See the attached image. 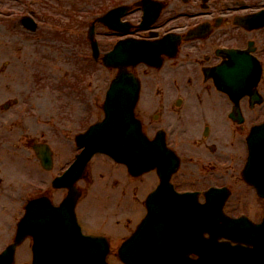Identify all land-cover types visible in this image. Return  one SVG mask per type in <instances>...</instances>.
I'll list each match as a JSON object with an SVG mask.
<instances>
[{
	"label": "flooded vegetation",
	"instance_id": "af4514ba",
	"mask_svg": "<svg viewBox=\"0 0 264 264\" xmlns=\"http://www.w3.org/2000/svg\"><path fill=\"white\" fill-rule=\"evenodd\" d=\"M188 1L171 0V5L177 6L178 9H172L161 15L168 18L166 22L175 20V23L163 32L183 33L203 23L212 27L210 33L203 37L206 26L200 32L199 37L201 38L184 43L177 58L166 61L167 69L170 71L166 75L177 76L179 61L188 62L189 55L195 54H200V57L195 59L200 65V70L187 67L188 89L176 92V89L181 86L177 83L176 89L169 87L150 90L144 98L142 110L143 114L148 115L143 116V118L149 123H144L143 119L142 121L145 130L148 131L149 129L152 132H156L162 127L150 124L153 121L163 122L165 119V123L169 125L173 123H176L177 126L185 125L190 130V135L198 137L193 143L197 151H194L192 155L206 157L208 154L217 157L223 153L222 140L218 142L220 135L216 132L211 133L210 128L214 125L213 123L221 124L220 115L224 109L232 107V103L226 96L217 93L212 88L211 83L206 81L209 80L207 78L209 76L205 72L220 63L221 58L217 55V49L222 45L244 50L248 53L247 55L255 56L264 70V25L258 22L253 26L248 23L241 24L238 21L239 17L264 12V0H198L199 8L196 9L194 5H191L190 8L183 9ZM192 1L195 2L196 0ZM183 17L188 19L186 24L182 20ZM164 26L165 23H162L158 27ZM260 87L261 83L259 82L257 90L263 98L261 102L263 105L264 94L261 93ZM175 92L176 94H184L183 99L181 100L179 96H176L173 101ZM239 106L243 115L253 113L259 107L256 105V101L254 103L249 97L241 98ZM148 109L151 110V113H148ZM235 124L236 131H239L240 134L248 128L245 117L242 124ZM228 144L230 148L236 146L232 140ZM190 159L194 160L195 158L190 156ZM201 167L206 168L205 165H201ZM213 169V163H210L207 170Z\"/></svg>",
	"mask_w": 264,
	"mask_h": 264
},
{
	"label": "water",
	"instance_id": "95a60500",
	"mask_svg": "<svg viewBox=\"0 0 264 264\" xmlns=\"http://www.w3.org/2000/svg\"><path fill=\"white\" fill-rule=\"evenodd\" d=\"M115 65L119 66L121 70L113 80L107 94L104 105L105 120L89 131V138L95 141L90 140L87 143L85 154L88 156L97 150L118 156L115 154L118 151V145L121 149L125 146L131 148L146 146L145 140L138 133L133 121L132 110L137 98L136 80L122 70L123 64ZM125 130H131L133 133L125 137V143L119 144ZM256 161V152H254L251 160L254 168ZM163 183L166 184V179L163 180ZM256 185L259 189L261 187V193L264 194L262 183L259 182ZM74 203L75 198H72V194L66 198L64 206L62 205L63 207L60 209H52L47 200L42 201L35 205L33 221L29 222L30 218L27 224L18 230L15 244H18L26 234H31L34 237V264H105L106 247L102 241L81 236L72 216ZM46 211H48V218L39 223L43 220L39 216H44ZM154 223L152 217L148 218L142 235L137 236L123 249V259L127 263L172 264L174 258L171 257L172 254L167 253L169 248L164 245L165 241L156 243L149 239L151 226ZM212 242L206 243L204 255L203 250L201 252L198 249L195 250L200 255L199 261L190 262L186 257H183L175 264H203L204 259L206 264H210V260L217 261V257L222 254V251ZM15 244L11 245L0 257V264H11ZM153 246L155 248L150 252ZM145 252L148 255L144 256ZM259 252L262 254V264H264V247ZM256 259L255 251L250 252L245 256L243 264H257Z\"/></svg>",
	"mask_w": 264,
	"mask_h": 264
},
{
	"label": "rangeland",
	"instance_id": "374dc122",
	"mask_svg": "<svg viewBox=\"0 0 264 264\" xmlns=\"http://www.w3.org/2000/svg\"><path fill=\"white\" fill-rule=\"evenodd\" d=\"M56 2H57V0H53V1L51 0V4L50 5H42L40 7L42 8L43 11H49L51 13L59 12L58 11L59 8H58ZM103 2H104V4L107 3V2H109V5L112 4V2L109 1V0L103 1ZM89 3H92L93 4V9H95V7L97 8V6L102 3V1H100V0H89ZM64 6H65V4H64ZM64 6L62 7V9H64ZM85 7H86V5H85ZM2 14H4V13H0V61L10 60L11 64H10V67L7 70L6 73L10 74L12 76H20L21 77V76H23L24 72H27V71L30 72V71L33 70V68L36 69V67H37L36 63L38 61V53L40 51L36 50L35 46H32V47L29 46L31 44L30 39L33 38V37L29 36L28 34H27L28 35L27 36L24 31L20 30L18 23H16V31L17 32H13V34H15L16 37H15V39L12 38L11 32H12V30L14 28H11V26H10L11 23L7 22V20H6V19L10 18V15L6 14V15H8V16H6V15H2ZM49 28H51V27H49ZM40 32L41 31L39 29L38 33H40ZM27 42H29V43H27ZM39 68L40 69H38V73H40V72L43 73V75L45 77H47V73L50 72L49 69H52V71L54 73L61 74V71H59L56 68V66L53 69V65H50L48 67L46 66V69L44 68L43 65H41ZM95 69H97V67H95ZM98 76H99L98 83H99V85H101V82H103L102 77L103 76L104 77L107 76V78H108V76H109V78H111L113 76V73L112 72L106 73L105 70L103 72L99 70L98 71ZM52 83L54 84V82H51V84ZM2 89H3V87H2ZM39 106L40 107H37L35 105V108L41 110L42 114L43 113L45 114V118L46 119L48 118V120H47L48 124H49L48 127L53 126L54 121L51 120L49 117L52 116L53 113H55V110L54 109H49L47 107L43 109V108H41L42 105H39ZM94 119H96L95 116H94ZM42 121H43V118L40 117L39 121L37 123L31 125V127H32L31 132H37L38 133L40 131V128H42L44 131H46V129L44 127H47V125H44L42 123ZM49 138L52 141V143L55 145L56 142H55L54 136H52V137L49 136ZM98 166L103 168V167H105V164L104 163H99ZM189 166L192 167V166H195V165L191 164ZM193 174H196L195 171H194ZM38 182L41 183V181H38ZM109 184H111V183H109ZM111 186H112V184H111ZM23 198L24 197H19L20 200L23 199ZM246 198H247V200H246V204H245L244 207H246L247 209L250 210V212H252V209L254 207L253 206L254 205V195L252 197V195L250 193H247ZM99 202L100 201L97 200L96 198H92L88 202V204L85 205V210H88V212L90 214H93V215H94V213L100 212L102 210V208L99 207ZM108 208H110L109 205L107 206V209ZM131 211L133 212V207H131ZM14 214L16 215V212ZM139 214H142L141 209H137V211L135 212V217H138ZM5 224H7V222L3 218H1L0 225H5ZM11 227L14 228V225H12ZM9 231L12 232V228H10ZM2 234L3 233L1 231L0 232V247L3 246L6 242L8 243V242L11 241V237L10 236H9V239H8L7 236H6V239H5L4 237H2ZM28 248H29V243L26 242L17 251L16 262H15L16 264H30V252H29ZM111 261L112 260H110V262Z\"/></svg>",
	"mask_w": 264,
	"mask_h": 264
}]
</instances>
